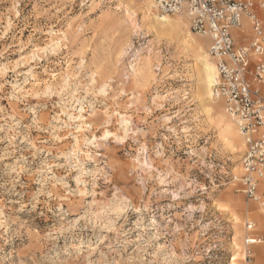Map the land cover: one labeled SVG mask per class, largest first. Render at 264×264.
Listing matches in <instances>:
<instances>
[{
    "label": "rangeland",
    "instance_id": "rangeland-1",
    "mask_svg": "<svg viewBox=\"0 0 264 264\" xmlns=\"http://www.w3.org/2000/svg\"><path fill=\"white\" fill-rule=\"evenodd\" d=\"M144 7L0 0V264H264L244 145L199 94L210 41Z\"/></svg>",
    "mask_w": 264,
    "mask_h": 264
},
{
    "label": "built area",
    "instance_id": "built-area-1",
    "mask_svg": "<svg viewBox=\"0 0 264 264\" xmlns=\"http://www.w3.org/2000/svg\"><path fill=\"white\" fill-rule=\"evenodd\" d=\"M150 1L162 16L183 13L189 31L209 39L207 53L216 72L212 98L222 103L223 112L244 142L239 160L242 174L232 181L240 185L247 200L259 202L264 199L259 188L264 175V0ZM243 19L249 26V38L237 44L232 31L243 33ZM246 229L251 231L253 225ZM254 241L247 238L245 244L252 245Z\"/></svg>",
    "mask_w": 264,
    "mask_h": 264
},
{
    "label": "bare ground",
    "instance_id": "bare-ground-1",
    "mask_svg": "<svg viewBox=\"0 0 264 264\" xmlns=\"http://www.w3.org/2000/svg\"><path fill=\"white\" fill-rule=\"evenodd\" d=\"M143 4L145 6L144 8H145L146 12H150L151 9L157 10L155 5L153 4V2L150 0H143ZM155 20L159 24L165 25V26L172 28V29H180L181 28L180 21H172L171 22L168 19H166V17H164V16H155ZM56 46H57V44L55 43L54 47H56ZM196 50L199 54V61H200V65H199V69H198V78L202 83L200 86L199 94L202 95L203 97H205V99L207 100V103H208L210 100H214L212 98V94H211V87H212L213 81H214L215 76H216L215 67H214V63L212 61H210L211 58L209 57L208 53H205L199 45L196 47ZM226 121H228V120H226ZM226 121L224 122V128H223V132L225 134L226 146L232 154H236L238 152V150H240L242 148V146L244 145V142L242 143V141H241L242 139L240 140V138H239L240 136L239 137L237 136V134L239 132L238 133L235 132V129L229 123H226ZM263 177H264V175H263ZM258 204H260L261 206H264V200L260 201ZM262 212H264L263 209H259L258 212H256V215L259 216ZM239 224H241V222H239V217L237 216L235 218V227L237 228L236 229L237 235L242 234V231H241L242 229H240L241 227ZM240 235H239V237L241 238ZM255 242L256 241H254V243ZM237 256H238V254L236 255V257ZM233 261H235V258L231 259L230 264H234Z\"/></svg>",
    "mask_w": 264,
    "mask_h": 264
},
{
    "label": "crops",
    "instance_id": "crops-1",
    "mask_svg": "<svg viewBox=\"0 0 264 264\" xmlns=\"http://www.w3.org/2000/svg\"><path fill=\"white\" fill-rule=\"evenodd\" d=\"M242 23L244 24L243 25V27H244L243 33L242 32L240 33L239 31H232V36H233V38L237 44H243V43L247 42L248 38H249V26L247 24V21L245 19H243ZM262 88H261V91H262Z\"/></svg>",
    "mask_w": 264,
    "mask_h": 264
}]
</instances>
